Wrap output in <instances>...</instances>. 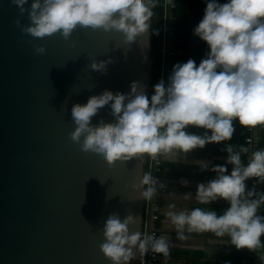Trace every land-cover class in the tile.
Here are the masks:
<instances>
[{
	"label": "clouds",
	"instance_id": "9594fccd",
	"mask_svg": "<svg viewBox=\"0 0 264 264\" xmlns=\"http://www.w3.org/2000/svg\"><path fill=\"white\" fill-rule=\"evenodd\" d=\"M12 2L21 13L28 12L30 23L23 25L22 31L33 36L59 32L67 39L77 25L90 26L120 34L129 46L149 29L158 0H31L30 5L29 0ZM16 23L20 24L19 18ZM193 33L207 43L205 57L198 64L192 58L174 64L167 83L161 79L153 85L150 97L144 85L132 81L127 93L104 92L89 97L86 103L72 105L75 127L69 135L80 143L82 152L98 155L110 165L143 154L153 159L173 157L178 150L188 152L209 142L229 140L235 118L248 127L264 125V0H206L204 14ZM35 49L43 53L45 46L39 44ZM90 67L103 75L106 64L92 60ZM105 108L114 122L98 121L93 126L92 120ZM189 125L205 131L189 132ZM226 148L231 171L225 164L212 165L216 176L197 184L195 203L204 205L224 198L229 207L218 214L211 208L177 209L175 203H169L164 214L180 239H185L186 233L211 232L216 237L227 234L236 248L256 250L264 247V214L259 211L264 206V191L246 190L245 181L255 177L257 182H264V148L252 151L246 162L241 154L248 149L243 145L239 150L231 144ZM198 163L202 170L209 167V162ZM156 184L151 172H143L138 183L140 195L152 198ZM160 186L164 187L163 182ZM191 197L192 193L184 194L185 200ZM135 219L131 214L123 219L110 214L105 220L106 239L100 247L112 264H126L135 256L134 249L142 257L149 250L168 255L169 237L130 231L129 225Z\"/></svg>",
	"mask_w": 264,
	"mask_h": 264
},
{
	"label": "water",
	"instance_id": "95a60500",
	"mask_svg": "<svg viewBox=\"0 0 264 264\" xmlns=\"http://www.w3.org/2000/svg\"><path fill=\"white\" fill-rule=\"evenodd\" d=\"M151 22L129 46L118 33L80 25L67 39L36 37L22 31L28 12L0 0V264H112L100 247L110 214L133 215L129 230L142 233L145 154L110 165L69 134L74 103L127 93L132 81L150 97ZM92 60L106 64L103 75ZM107 112L92 125L113 123ZM134 251L126 264L139 263Z\"/></svg>",
	"mask_w": 264,
	"mask_h": 264
},
{
	"label": "crops",
	"instance_id": "0c3cea01",
	"mask_svg": "<svg viewBox=\"0 0 264 264\" xmlns=\"http://www.w3.org/2000/svg\"><path fill=\"white\" fill-rule=\"evenodd\" d=\"M205 7L206 0H178L174 10L177 21L176 32L173 36L178 52L176 63H183L192 58L198 64L201 58L205 57L208 45L193 33V28L202 18ZM232 123L234 131L229 140L209 142L202 148L196 147L188 152L178 150L173 157L162 156L164 169L160 178L164 182V190L158 192L157 195L162 205L159 236L167 235L170 245L167 256L159 253L160 260L157 264H225L226 261L229 264H237L240 248H236L229 242L227 234L223 237H216L211 232L186 233V238L180 239L164 214L169 203H175L177 209L197 206L211 208L218 214L229 207V202L224 198L199 205L195 203V192L198 183H206L216 176V172L211 170L212 165L225 164L228 171H231L232 164L226 161L228 155L226 145L231 144L235 150H239L245 144V136L249 134L245 125L239 123L238 118L233 119ZM187 130L197 134H203L205 131L202 127L193 125H189ZM207 131L210 134L211 130ZM257 134L256 149L264 148V125H259ZM241 156L245 161L243 152ZM199 161L209 162V167L202 170ZM183 181H187V183ZM260 191H264V182H260ZM185 193H192L191 199L185 200ZM259 211L264 214V206ZM261 239L264 240V235L261 236ZM262 256H264V247L257 249L254 255V264H264Z\"/></svg>",
	"mask_w": 264,
	"mask_h": 264
},
{
	"label": "built area",
	"instance_id": "2783aa9c",
	"mask_svg": "<svg viewBox=\"0 0 264 264\" xmlns=\"http://www.w3.org/2000/svg\"><path fill=\"white\" fill-rule=\"evenodd\" d=\"M178 0H165V37H164V50L161 62V70L159 81L163 79L167 83L168 76L172 70V67L177 62V49L173 36L176 32V16L174 10L176 9ZM249 134L245 136L244 147L248 149L247 152H243L245 162L250 157L252 151L256 149L258 144V129L259 124L254 127L245 126ZM164 164L163 157L158 156L155 159L150 157L147 172H151L153 177L157 179V192L150 199H145L144 203V216H143V231L142 234H151L154 237L159 236V221L162 217V205L158 198V192L164 190V187L160 186L163 182L160 178L163 172ZM246 190L255 188L260 191V182H257V178L250 177L246 181ZM164 184V182H163ZM256 250H249L247 247L240 248V257L237 264H254V255ZM140 264H157L160 260L159 253H153L151 250L146 252L143 257L139 253Z\"/></svg>",
	"mask_w": 264,
	"mask_h": 264
},
{
	"label": "trees",
	"instance_id": "16d2710c",
	"mask_svg": "<svg viewBox=\"0 0 264 264\" xmlns=\"http://www.w3.org/2000/svg\"><path fill=\"white\" fill-rule=\"evenodd\" d=\"M152 58H153V68H152V80L151 85H155L159 82L161 62L164 50V37H165V0H158L152 9ZM154 92V88L151 94ZM150 156L145 154V172H147L148 163ZM148 161V162H147Z\"/></svg>",
	"mask_w": 264,
	"mask_h": 264
}]
</instances>
